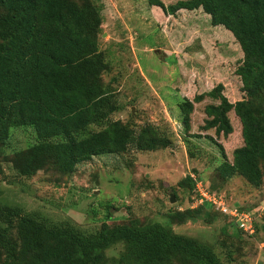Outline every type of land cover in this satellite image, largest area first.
I'll return each instance as SVG.
<instances>
[{
    "label": "rangeland",
    "instance_id": "374dc122",
    "mask_svg": "<svg viewBox=\"0 0 264 264\" xmlns=\"http://www.w3.org/2000/svg\"><path fill=\"white\" fill-rule=\"evenodd\" d=\"M90 1L101 20L97 49L107 69L100 79L112 105L88 133L120 121L134 131L155 128L168 145L95 156L67 174L48 162L36 174L22 176L11 161L37 137L31 127L12 128L0 142V207L18 209L48 228L69 223L85 235L97 233L107 221L109 226L113 221L157 223L209 248L223 264H264V176L255 186L238 176L222 181L217 172L243 145L240 120L233 111L227 114L228 135L205 127V106L219 103L206 94L218 85L230 103L246 99L237 74L243 64L239 44L201 8L168 15L149 0ZM177 1L183 0H159L164 8ZM198 95H204L201 102L194 100ZM186 101L192 102V111L185 122ZM259 167L264 173V161ZM199 189L221 198L227 208L245 211L252 233L227 231L233 218L202 199ZM200 206L206 216L180 224L174 219L176 213ZM5 226L0 218V228ZM11 237L15 239L14 230ZM123 254L124 245L118 243L105 251L103 264H124Z\"/></svg>",
    "mask_w": 264,
    "mask_h": 264
},
{
    "label": "trees",
    "instance_id": "16d2710c",
    "mask_svg": "<svg viewBox=\"0 0 264 264\" xmlns=\"http://www.w3.org/2000/svg\"><path fill=\"white\" fill-rule=\"evenodd\" d=\"M149 3L168 15L201 8L239 44L243 64L237 74L246 99L230 103L218 85L206 94L219 103L205 106V127L228 135L232 127L227 114L235 113L243 145L233 151L231 163L218 166V177L227 181L238 176L259 185L264 176L259 167L264 161V0H183L166 8L159 0ZM100 24L90 0H0V142L12 128L31 127L37 137L13 157L18 174L32 176L48 162L67 174L95 156L122 154L129 148L151 152L168 145L157 129L134 131L120 121L88 133L112 105L100 79L107 69L97 49ZM182 111L185 121L192 102H184ZM207 214L200 206L194 212H178L174 219L180 224ZM0 218L6 223L0 228V264H103L105 251L118 243L124 245V264H223L209 248L157 223L113 221L109 226L107 221L97 233L85 235L69 223L48 228L18 209L0 207ZM233 222L225 226L230 233L241 230Z\"/></svg>",
    "mask_w": 264,
    "mask_h": 264
},
{
    "label": "built area",
    "instance_id": "2783aa9c",
    "mask_svg": "<svg viewBox=\"0 0 264 264\" xmlns=\"http://www.w3.org/2000/svg\"><path fill=\"white\" fill-rule=\"evenodd\" d=\"M199 192H200V196L202 197V199L205 198L206 200H209L210 202L212 201L213 205L217 206L218 210L221 213L226 214L227 216H230L233 219L235 218L237 225H238L237 222H239V225H238L239 228H243V230L249 231L250 233H252V231H250L252 227L251 220L247 213L238 212L236 209L227 208L225 206V203L221 200V198L217 199L216 196L211 198L203 190H200V189H199Z\"/></svg>",
    "mask_w": 264,
    "mask_h": 264
},
{
    "label": "water",
    "instance_id": "95a60500",
    "mask_svg": "<svg viewBox=\"0 0 264 264\" xmlns=\"http://www.w3.org/2000/svg\"><path fill=\"white\" fill-rule=\"evenodd\" d=\"M174 202V200H173V198H172V196L170 197V203H173Z\"/></svg>",
    "mask_w": 264,
    "mask_h": 264
}]
</instances>
